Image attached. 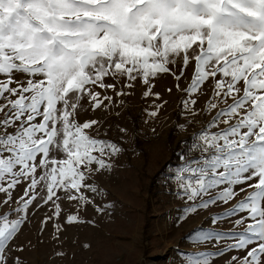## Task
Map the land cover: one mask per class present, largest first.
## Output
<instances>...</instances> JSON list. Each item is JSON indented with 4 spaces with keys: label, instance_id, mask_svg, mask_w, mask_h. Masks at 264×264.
I'll list each match as a JSON object with an SVG mask.
<instances>
[{
    "label": "snow or ice",
    "instance_id": "obj_1",
    "mask_svg": "<svg viewBox=\"0 0 264 264\" xmlns=\"http://www.w3.org/2000/svg\"><path fill=\"white\" fill-rule=\"evenodd\" d=\"M178 59L179 75L169 67ZM191 60L195 71L183 108L193 111L192 95L211 78L206 111H216L193 134L176 175L182 198L190 202L185 213L228 204L244 193L229 213L241 214L235 225L242 231L232 233L228 248L247 254L231 261L264 264V0H0V203L10 208L0 215V264H7L8 245L34 203L38 209L51 202L59 218L58 193L92 202L81 190L97 188L86 181L111 170L109 158L122 151L84 131L98 121L76 122L85 95L93 111L112 100L100 99L89 86L114 90L105 78L118 83L125 77L123 87L131 88L139 77L149 85L147 97L150 78L170 73L179 81ZM61 153L64 158H57ZM21 184L24 193L13 209L12 194ZM74 222L77 215L67 216L66 223ZM224 235L207 234L198 242L219 243ZM188 264H211V256Z\"/></svg>",
    "mask_w": 264,
    "mask_h": 264
},
{
    "label": "rangeland",
    "instance_id": "obj_2",
    "mask_svg": "<svg viewBox=\"0 0 264 264\" xmlns=\"http://www.w3.org/2000/svg\"><path fill=\"white\" fill-rule=\"evenodd\" d=\"M180 65L182 59L169 67L179 75ZM184 75L179 81L170 73L150 78L152 87L147 97L144 93L149 85L139 77L131 88L123 87L128 83L125 77L118 83L105 78L106 85L116 84L114 90L89 86L100 93V99L109 96L112 100H103L93 111L85 95L76 122L98 121L84 131L92 138L117 144L122 151L109 158L111 170L95 172L86 181L97 188V193L81 190L92 202L68 201L58 193L62 197L57 201L61 206L59 218L53 216L51 202L38 209L34 203L27 222L8 245L7 264H188L204 256H211V264H233L232 256L242 258L247 254V249L228 248L234 242L232 235L223 236L219 243L214 239L198 242L209 234V208L185 213L190 202L182 198L176 175L188 150L174 149L179 141L189 136L193 139V134L206 126L207 118L201 117L200 123L181 119L184 108L180 113L178 107H183L187 96L184 90L189 88L180 86ZM121 90L127 94L117 96ZM157 109L156 116L149 115ZM174 153L178 155L175 160ZM196 155L191 153L189 159ZM57 158H64L63 154ZM24 187L21 184L13 192L11 208L18 206L15 201L23 195ZM73 194L78 195L75 191ZM4 199L0 194V202ZM9 211V205L0 203V215ZM69 215H77L78 222L66 223ZM46 216L53 218L42 224ZM218 250L224 254L215 255Z\"/></svg>",
    "mask_w": 264,
    "mask_h": 264
},
{
    "label": "crops",
    "instance_id": "obj_3",
    "mask_svg": "<svg viewBox=\"0 0 264 264\" xmlns=\"http://www.w3.org/2000/svg\"><path fill=\"white\" fill-rule=\"evenodd\" d=\"M183 65V61H182ZM182 65L178 66V68L181 69ZM186 74L184 75V79L181 83V87H188L191 85L192 78L194 76L195 71V61L191 60L188 64V66L185 69ZM212 83H214L211 78L209 81L205 82V84L202 86V91H198L197 93L193 94L191 99H195L197 103L193 106V111H187L183 110V107H178V110H180L181 119L188 118L193 123L198 122V120L201 117H206L207 121L205 125H207L211 119L212 116L215 114L216 110H212L211 112L206 111V105L207 102L212 98ZM186 99H189L188 95L186 96ZM231 101H229L230 103ZM224 105H220V107H223ZM187 116H186V115ZM200 123V121L198 122ZM223 127V125H221ZM217 129H212V131H216ZM244 193H241L239 197L234 199L233 201H230L228 204L218 203L216 205L209 207V234L216 235V234H225L224 236L227 237L229 235H232L233 232H240L242 231V226L237 227L235 225V221L240 218L241 214L237 215H230L231 208L238 202L239 199H242L244 197ZM219 217V219H216ZM216 220L214 223L213 221ZM233 236V235H232ZM234 239V237H232ZM235 242V239H234ZM233 242V243H234Z\"/></svg>",
    "mask_w": 264,
    "mask_h": 264
},
{
    "label": "trees",
    "instance_id": "obj_4",
    "mask_svg": "<svg viewBox=\"0 0 264 264\" xmlns=\"http://www.w3.org/2000/svg\"><path fill=\"white\" fill-rule=\"evenodd\" d=\"M192 142H193L192 136H189V137H187V139H183V140L179 141L178 144L176 145L175 149H174V152L176 150H181V149L184 150V147L187 148V150H188L189 146L192 144ZM182 145H183V147H182ZM177 156L178 155L177 154L175 155V153H174L173 159L175 160ZM173 164H175L174 161H173ZM163 172H165V168H164Z\"/></svg>",
    "mask_w": 264,
    "mask_h": 264
}]
</instances>
